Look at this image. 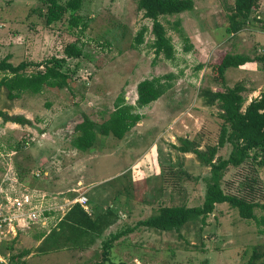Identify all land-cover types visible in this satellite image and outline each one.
Instances as JSON below:
<instances>
[{"label": "rangeland", "instance_id": "obj_1", "mask_svg": "<svg viewBox=\"0 0 264 264\" xmlns=\"http://www.w3.org/2000/svg\"><path fill=\"white\" fill-rule=\"evenodd\" d=\"M58 1L64 5L68 0ZM193 1V11L160 18L174 48L173 59L167 60L155 55L152 21L143 17L134 0H81L80 24L73 29L69 15L46 25V0H0V61L8 56L13 65L40 64L63 58L67 44L76 42L82 48L80 58L64 64V71L71 74L66 88L26 92L14 100L7 97L6 89L0 90V111L30 121L21 126L0 119V200L22 198L24 207L27 190L35 188L45 190L48 203L56 206L60 199L73 202L82 196L100 209L119 205L121 222L116 215L113 230L107 227L101 241L92 238L85 264L102 262V253L108 256L103 264H239L245 253L264 252V220L257 226L228 204L216 205L204 224L193 218L176 231L136 229L140 235L131 237V233L110 245L113 236L136 228L138 219L155 215L161 206H202L210 168L193 152L215 148L216 160L226 159L232 151L229 144L218 145L224 117L216 105L205 103L202 90L242 86V111L264 93L261 61L228 69L225 84L214 80L210 67L226 52L264 56V31L259 23L264 20V1L255 14L238 18L242 27L234 34L227 32L234 0ZM142 29L143 42L138 44L136 36ZM185 46L190 51L185 52ZM42 70L29 67L26 75ZM153 79L170 87L157 101L137 107L139 84ZM121 96L126 104L136 106L140 122L122 140L99 136L91 151H77L72 142L75 126L84 116L100 126ZM250 154L242 165L222 171L221 186L226 194L257 204L253 213L260 220L264 216V154ZM36 195L39 204L44 196ZM52 210L40 216L46 225L37 223L39 219L18 240L0 248V264H12L11 256L24 251L36 255L23 256L18 264H40V259L41 264H58L51 257L57 251L45 257L35 249L34 235L55 229L61 213ZM90 213L98 216L96 211Z\"/></svg>", "mask_w": 264, "mask_h": 264}, {"label": "trees", "instance_id": "obj_2", "mask_svg": "<svg viewBox=\"0 0 264 264\" xmlns=\"http://www.w3.org/2000/svg\"><path fill=\"white\" fill-rule=\"evenodd\" d=\"M137 3L138 11L143 13L145 19L152 21V34L154 37L153 45L155 55H163L167 60L174 57V48L170 39L166 35V31L162 23L161 17L179 15L183 12L194 10L193 0H134ZM264 0H234L233 15L229 17V28L227 32L230 34L237 33L241 30L242 23L238 18H248L255 14L258 10L260 2ZM47 11L44 14L46 25L50 26L60 22L65 15H69L68 25L70 28L79 27L78 10L81 6V0H68L64 5L58 0H46ZM261 28L264 31V20H259ZM179 26L178 21L175 24ZM179 34L180 30L177 29ZM142 29L136 36V42H143ZM182 35V34H181ZM185 42L187 38L182 35ZM184 51H190V46H185ZM63 58H51L43 63H34L22 61L17 65L9 62V57H5L0 61V73L3 77L0 79V90L6 89L7 97L10 100L19 98L24 93L40 94L44 88L64 89L71 80V74L64 71V64L67 59H78L82 56V48L76 42L67 44L63 49ZM261 61L264 64V56L250 58L242 54L224 53L216 62L210 65L213 78L219 84H225V73L228 69H237L248 63ZM29 67L41 68L35 74L26 75ZM168 85L160 84L158 79L147 80L139 84L137 88L138 100L137 107L146 106L160 99ZM244 88L240 85L234 88H225L215 92L210 90H202L200 96L205 100L207 105H216L222 112L224 124L222 126L219 147L229 144L232 147L230 155L226 159L217 158L218 150L213 148L208 152L196 150V154L200 161L210 168V181L206 186V193L201 207L188 208L186 206H161L157 209V213L147 219L138 221L136 228L123 231L113 236L110 245L122 237L133 233L136 229H150L158 232H166L179 230L193 218H200L202 224L205 223L208 215L212 214L216 205L228 204L231 208L236 209L241 218L252 220L257 226L261 225L264 216L259 220L253 213V209L259 206L251 201H246L235 196L226 194L221 186L222 171L232 167L242 165L249 157L251 151H258L264 154V93L259 99H253L242 111L245 98L242 95ZM0 119L4 123L12 122L21 126L28 125L30 121L24 116H9L5 112L0 111ZM142 119V115L136 112V106L126 104L124 98L117 97L114 103V111L109 119L100 126L84 116L82 122L75 126L73 135V147L81 152L88 153L95 145L97 138L113 137L122 140ZM183 151H187L186 148ZM264 165V162H261ZM264 207V206H263ZM101 217V218H100ZM116 218L113 212H105L97 217L98 223H94L90 216L77 205H75L66 215V221L73 222L85 229H95L98 231L102 227L105 228L111 220ZM102 222V223H101ZM111 224V223H110ZM94 231V230H93ZM75 234V233H74ZM78 236V235H76ZM79 237V236H78ZM78 237H68V241L78 242ZM113 243V244H114ZM112 244V245H113ZM26 254V253H25ZM103 255L102 263L107 261L106 255ZM24 255L11 256L12 264H18ZM259 256L254 252L247 264H253L259 260ZM264 264V261H261ZM124 264V263H121Z\"/></svg>", "mask_w": 264, "mask_h": 264}, {"label": "crops", "instance_id": "obj_3", "mask_svg": "<svg viewBox=\"0 0 264 264\" xmlns=\"http://www.w3.org/2000/svg\"><path fill=\"white\" fill-rule=\"evenodd\" d=\"M38 190V191H37ZM32 189V191L27 190L26 193H28V196L25 195V198L28 199L26 206H24V208H26V210L29 212L31 210V212H36L35 213V218L33 219H27L25 224H22L19 231H18V236L15 240H18L20 237V233L26 232V230H31V228L36 224L37 220H39L37 223H41L42 225H46L47 224V220L45 218H42L40 216H46L47 212H51L53 211L52 209H56V212H60L61 215L58 219H56L55 224L53 226V228L51 231L48 230V232L46 233H42L39 232L38 234L34 235V239H35V249L38 250V255L41 256H47V254H51V252H55L53 253V259L55 262H57L58 264H85V262H87L86 260H84L83 258L87 256V253L91 250L90 248V243L92 242V238L95 237L96 241H101L100 239L103 237L101 234L102 232H104L106 230V228L108 227V229H114L113 226L115 225L116 222V218L114 220H112V217L109 218V221L111 220V224L109 223V225H107V227L105 228H101L98 231H95V229L89 230V229H85L84 227H81L75 223H69V221H66V215L69 213V211L76 205H78L83 211V207L79 204L78 201H76V199H74L73 202H71L70 200H67L66 198L62 201V199H60V202L58 204V206H56V204H50L48 203V199L45 198V190L42 189ZM37 193H42L44 196V198L41 199L39 204H36V199ZM39 197V196H38ZM35 198V199H34ZM64 198V197H63ZM19 201H21L22 198H16ZM88 199V204L87 206L91 207V212L92 213H97V215L99 214H104L105 212H113V217L114 214L117 215V217H119L120 213L119 209L120 206L119 205H115L114 207H110L108 209V207H101L98 208V205H91V201L89 199V197L87 196ZM65 201V202H64ZM68 201L70 202V204H66V202L68 203ZM36 206H42L40 207L37 211L35 209ZM137 206V204H136ZM64 211V212H63ZM53 213V212H52ZM84 213H86L84 211ZM87 214V213H86ZM56 215V214H55ZM88 216H90L91 220L94 223H98V221L96 220L98 216H96V218H93L92 214H87ZM53 218V217H51ZM101 218V217H100ZM53 220V219H52ZM142 219H138V221H141ZM118 222H121L120 217ZM102 223V222H101ZM47 229V228H46ZM94 230V231H93ZM144 230V229H141ZM51 232V233H50ZM75 233V234H74ZM240 231H239V235H240ZM78 235V236H76ZM136 235H140L138 233L133 232L132 236H136ZM78 237V242L76 243L75 241H68L67 238L68 237ZM130 236V235H129ZM103 239V238H102ZM14 241V240H13ZM60 242L58 245H56V242ZM55 243V244H54ZM37 245V246H36ZM94 246V245H93ZM52 247V248H50ZM50 248V249H49ZM26 253V254H25ZM95 256L97 257L99 255L100 257V252L96 251L95 252ZM257 253V252H256ZM22 254L24 256H27V259H30L31 257H33V255H36L35 253H32L30 251H24L22 252ZM253 254V251L250 254H244L242 258H240L239 260V264H247L251 255ZM258 254V253H257ZM248 256V258H247ZM259 256H262L259 260H257L255 263L253 264H262L261 261H264V252L260 253ZM52 259V260H53ZM41 259L39 260L38 263L41 264ZM82 261V262H80ZM141 262V261H140ZM97 263V261L93 262V263H89V264H95ZM98 263H102L101 260ZM124 263V262H123ZM30 264V263H28Z\"/></svg>", "mask_w": 264, "mask_h": 264}, {"label": "built area", "instance_id": "obj_4", "mask_svg": "<svg viewBox=\"0 0 264 264\" xmlns=\"http://www.w3.org/2000/svg\"><path fill=\"white\" fill-rule=\"evenodd\" d=\"M24 199L28 201L27 198L24 197ZM78 202L84 211L90 214L91 210L87 206V197L82 196ZM22 208H24L23 203L16 198L12 199L7 197L5 202L0 200V248L6 242L13 241L17 238L21 225L25 224L27 219L35 218L36 212H31V210L29 212L27 210L24 211ZM0 262H2L1 257Z\"/></svg>", "mask_w": 264, "mask_h": 264}]
</instances>
